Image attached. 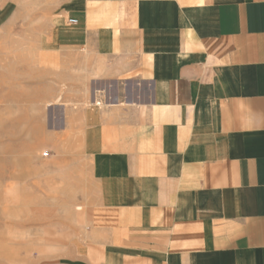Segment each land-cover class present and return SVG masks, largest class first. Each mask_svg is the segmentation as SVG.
<instances>
[{
  "label": "crops",
  "instance_id": "1",
  "mask_svg": "<svg viewBox=\"0 0 264 264\" xmlns=\"http://www.w3.org/2000/svg\"><path fill=\"white\" fill-rule=\"evenodd\" d=\"M57 1L38 54L91 83L76 264H264V0Z\"/></svg>",
  "mask_w": 264,
  "mask_h": 264
},
{
  "label": "rangeland",
  "instance_id": "2",
  "mask_svg": "<svg viewBox=\"0 0 264 264\" xmlns=\"http://www.w3.org/2000/svg\"><path fill=\"white\" fill-rule=\"evenodd\" d=\"M60 7L0 0V264H76L82 253L96 185L61 118L90 104L91 83L81 70L51 73L38 54Z\"/></svg>",
  "mask_w": 264,
  "mask_h": 264
},
{
  "label": "bare ground",
  "instance_id": "3",
  "mask_svg": "<svg viewBox=\"0 0 264 264\" xmlns=\"http://www.w3.org/2000/svg\"><path fill=\"white\" fill-rule=\"evenodd\" d=\"M95 104H99V102L97 101V102H95Z\"/></svg>",
  "mask_w": 264,
  "mask_h": 264
}]
</instances>
